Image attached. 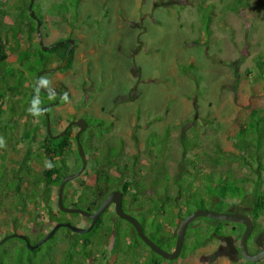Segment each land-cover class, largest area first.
Returning <instances> with one entry per match:
<instances>
[{"label": "rangeland", "instance_id": "1", "mask_svg": "<svg viewBox=\"0 0 264 264\" xmlns=\"http://www.w3.org/2000/svg\"><path fill=\"white\" fill-rule=\"evenodd\" d=\"M67 1L33 0L31 10L36 15L38 13L41 19L39 35L29 31L28 24L16 21L13 27L18 32V40L6 38V46L18 45L26 48L30 43L38 42V39L43 45L57 39L71 40L69 45L73 47V54L68 68L48 72L47 69H42L37 57H32V61L37 60L35 66L38 70L34 71V74L26 73L29 82L35 86L37 78V84L42 90L55 88L58 83L67 87V101L49 108L50 132L59 131L67 122L77 117L83 118L87 123L92 117L112 120L111 127L101 135L98 128L89 127L80 137L84 152L87 150L85 140L93 147L96 146L95 151L89 150L90 155L96 152L97 156L103 157L107 149L106 144H110L113 152L119 154L108 169L112 175L123 179L133 168L137 169V177L146 178V184L154 182L162 186V182H167L175 185L180 193L175 201L180 206L183 203L192 209L201 199L198 194H216L205 181L194 186L197 183L196 173L193 177L186 174V166L177 180H172L162 163L168 166L170 174L177 169L180 144L176 137L182 132L195 143H188V159L195 160L198 157L199 161L204 162L206 156L201 154V148L208 153L215 143L224 150H231L230 139L225 136L232 134L237 124L236 117L237 122H240L241 116L250 107L262 105L264 74L258 72L255 65L256 56L264 60V0H250V5L237 13L220 11V0H206L214 4L208 36L200 29L201 19L204 17H201L197 8L203 0H79L74 9L65 13V20H61L48 9L51 3ZM24 8L25 5H22L20 0H0V10L12 15H5L3 22L9 23V17L14 19ZM42 47L44 46H40ZM8 52L6 63L0 67V91L3 92L4 98H10L12 95L5 89L11 86L14 80L10 79L7 68L17 67L15 53ZM190 61L193 62L192 67H183L188 73L177 71V64ZM54 64L56 62L52 63ZM21 69L25 73L24 68ZM197 76L199 81L196 85L193 77ZM88 115L92 117H87ZM178 125L181 130L172 128ZM164 128L171 130L169 135H162ZM76 129V125L71 127V136ZM36 132L37 142L34 145L40 143L44 135L43 126L39 125ZM146 138L150 143L149 155L144 148ZM21 145L17 144V147L20 148ZM163 145L165 149L159 151ZM71 148L74 149L72 141ZM13 156L16 157L17 154ZM151 162L154 164L149 167ZM123 164L127 166L125 169ZM94 166L95 163L89 161L79 176L67 181L62 196L68 198L71 194L78 193L81 181L92 185ZM230 167L235 175L249 172L246 167L235 168V162L231 163ZM197 169L199 168L195 167L194 171ZM230 171L224 172L227 175ZM262 178L261 189L264 190V170ZM116 185L118 186L119 182H116ZM248 190L249 187L245 188L244 192L248 194ZM171 192L170 190L169 193ZM236 195L239 197L241 194ZM237 196L226 195L225 208L220 207L221 211H232L230 203L237 202ZM128 198L125 195L124 200ZM55 199L56 195L53 194L54 210ZM203 206L207 207L203 209H212L205 200ZM106 209L101 216L102 221L116 219L120 234L128 236L134 243L135 237L131 234L128 223L116 218L112 205ZM166 209L168 210L167 207L165 211ZM135 212L140 211L130 209L127 213L142 222L143 233L159 248L170 251L172 248L169 250L167 244L170 243L173 247L175 238L171 234L176 232L178 219L167 222L166 218L162 217L157 227L156 222L152 221V215L148 214L144 215L143 225L141 212L133 214ZM44 219L50 220L48 216H44ZM67 222L78 226L86 225L74 224L73 219L69 218ZM256 222L264 230V212ZM211 226L213 224L205 223L204 219H198L197 224L188 227L180 253L172 260L151 254L139 243L138 251L142 255L136 259H123V262L148 264L151 258H155L160 264H248L242 258L236 263H230L224 257L213 255L217 241L212 238ZM220 228L221 235L232 231H235L236 235L240 231L239 225L230 222L222 223ZM58 230L63 231L61 228ZM85 233L87 232L81 234ZM99 234L98 231L91 234L96 246L100 242ZM253 235L254 233L246 241L250 252L256 250ZM36 237L28 238L32 242ZM204 238L211 239L207 240V244L196 246L200 241L203 242ZM19 243L14 238L3 242L0 247L1 264H29L28 259L32 260L31 264H57L60 252L65 248L64 243L56 244L47 259L42 252L52 242L41 243V249L33 255L26 252L27 248L20 250ZM119 244L123 245L121 238L116 241V247H119ZM127 251L129 256H134L136 252L131 249ZM93 257L97 258L98 262L104 261L99 252L94 253ZM120 258L119 255L114 256L113 261L116 263ZM107 262L112 264V258ZM83 264H88V260ZM250 264H264V258Z\"/></svg>", "mask_w": 264, "mask_h": 264}, {"label": "trees", "instance_id": "2", "mask_svg": "<svg viewBox=\"0 0 264 264\" xmlns=\"http://www.w3.org/2000/svg\"><path fill=\"white\" fill-rule=\"evenodd\" d=\"M20 1L22 5H25V8L21 9L14 19L13 17H9V23L3 22V18H5V15L12 16L11 13L0 10V67L3 63H6L9 54L8 51L15 53L14 60L17 63V67L7 68L8 71L6 70L10 79L14 80L12 85L7 86L5 91L10 92L12 95L10 98H4L3 92L0 91V239L11 232H19L25 235L29 244H33L55 223L67 222L69 218L73 219L74 224L84 223L86 224L85 226H87L89 220L77 213L70 214L59 210L56 205V199V210H54L52 206L53 194H57V188L61 179L80 166V159L77 155L74 138L70 135L71 126L69 125L62 135H57V133L54 137H50L45 130V117L40 112V107L50 103V106L45 108V111L48 113L51 105L67 101L69 98L67 87L62 83L56 84L55 88L61 96L54 102L57 96L49 91L41 90L38 84L37 86L31 84L26 76V73L34 74V71L38 70L37 66H35L37 60L36 62L32 61V57H37L42 69H47L48 72L68 68L72 59L73 47H69V43L64 39H57L50 43L48 47L41 43V46L45 48H40L38 42L30 43L27 48L18 45L6 46L8 40L6 38L9 37L13 41L18 40V32H16L17 30L13 27L16 21L28 24V30L36 32V22L30 17L27 8L29 0ZM78 1L79 0H68L67 2L51 3L48 9L61 20H65V13L74 9ZM249 1L250 0H220L221 4L219 10L237 13L242 8L250 5ZM197 8L198 11L201 12V17H204L201 19L200 29L204 35L208 36L210 33L208 26L211 21V16L214 13V4L213 2L203 0L198 4ZM33 15L40 24V15L38 13L36 15L34 12ZM1 26L3 28H1ZM64 58L66 60L64 65L59 66V63ZM53 62H56V64L52 65ZM192 65V61L186 64H177L176 69L180 73L185 74L188 72L184 71V69L186 67H192ZM263 65L264 60L262 57L256 56L255 67L261 74H264ZM21 67L24 68L25 73L22 71ZM183 67L185 68L183 69ZM49 68L53 69L48 70ZM197 78H199V76L193 77L196 85L199 81ZM22 97H24L25 100ZM261 97L262 105L250 107L248 111L241 116L242 120L240 119V122H237L236 117L237 124L232 130V134L225 136V138L230 139L232 146L231 150H224L219 144L215 143V145L209 149L208 153L204 148L199 147L201 148V154L206 156L204 162L201 160L199 161L198 157H196L195 160L188 159L189 156H186L189 152L190 144L188 143L190 142L191 145H195V143H192L188 137L186 138L182 132L177 134L176 137L180 144L178 155L180 160L177 169L170 174L168 166L162 163L165 171L172 180L176 181L181 174V170L186 166V174H191L193 177V174L196 173L195 179L197 183L194 186L201 185L203 183L202 181H205L209 184L211 190L216 193L213 195L204 193L198 194L201 199H199V203L193 209L207 208L203 206L205 200V203L211 205L213 210L221 211L220 207L225 208L224 203H226V195L229 194L231 197H235L237 196L236 194H241L239 197H236L237 202H232L230 205H232V211H238L250 217L252 221V230L248 237L254 233L253 241L256 246L255 251L264 247V230L256 222L257 218L264 212V190L261 189L263 183L262 171L264 170V93L261 94ZM87 117L92 116L88 115ZM50 122L51 120L49 118V126ZM39 125L43 126L44 135L40 143L34 145V143L37 142L36 131ZM111 125L112 120L106 121L101 118L92 117L89 119L88 123L85 122L84 129L78 135L80 144H82V140L80 139L82 133L89 130V127L98 128L99 134L101 135L104 131L106 132ZM172 128L181 130L180 125ZM170 131L171 130L167 128L162 135H169ZM71 141L74 143V149L71 148ZM85 143L87 144L85 148L87 150H85V152L83 150V152L86 163L89 161L95 163L93 167V184L89 185L81 181L78 185V193L71 194L68 198L62 197L63 206L80 207L86 211L92 212L110 192L109 189L113 188L112 190H114L118 188L122 194L121 208L125 212H129L130 209H137L140 211L143 225L145 223V216L148 214L152 215V221L156 222L155 225L158 227V223L161 221L162 217H165L166 219H164L167 222H172L173 219H178L179 222L181 218L193 210L191 207H187V205L183 204L182 201V206L175 201L177 196L180 195L179 188L175 185L173 186L167 182H162V186L154 182H148L146 184L144 181L146 178L144 176L137 177V169L133 168L130 169L131 172L129 175L125 176L123 179L119 176L112 175L108 169L113 165L114 160L117 159L119 154L113 152V148L110 144H106L107 149L103 157H101V155L97 156L96 152L90 155L88 153L89 150L95 151L96 146L93 147L87 140H85ZM17 144L22 145L18 148ZM149 144L146 138L144 141V148L148 152V155L149 152H151ZM164 149L165 147L163 145L162 149L159 148V151ZM167 149H169V147ZM15 154H17V158L13 156ZM230 162H235V168L238 169L246 167L249 172L247 174L242 173L235 175L232 172L233 169L230 167ZM71 163L72 166L74 165L73 167ZM153 164L154 162H151L148 166L152 167ZM85 167L86 164L84 168ZM126 167V164H123V169ZM195 167L199 169L194 171ZM222 167H224L225 170H231L230 173L226 175ZM116 182H119L118 186ZM247 187H249L248 194L244 192ZM170 190L172 191L171 193H169ZM125 195L129 197L128 200H124ZM165 207H167L168 210L166 209L165 211ZM105 210L85 234H75L66 227H58L53 234L45 240L44 243L52 242V244L47 246L45 248L46 250L43 249L45 251L42 252V254L49 259V254L52 249L55 248L56 244L64 243L65 248L61 250L57 264H83L85 260H88V264H95V262H97V264H110L107 262L109 258H112V264H114L113 258L117 255L121 258L120 261L117 259L115 264H124L126 262H123V259L128 260L140 257L142 254L138 251V245L142 243V241L137 237L132 226L128 223L130 232L135 237L134 243L128 236L120 234L119 226L116 225V219L109 220V222L102 221L101 216ZM140 212H135L133 214H140ZM44 216H48L50 220H45ZM198 219H204L205 223L213 224V226H211L213 230L212 238L217 241V247L213 255L216 257H224L230 263H236L237 260L241 258L238 250V238L243 226L236 223V225L240 227V231L236 235H234L235 231L221 235V224H228V222L206 217H196L187 225V228L197 224ZM230 223L233 224L235 222ZM140 224L142 227V222H140ZM59 228L63 229V231L60 232L58 230ZM95 231L100 233L98 237L100 242L97 246L93 244V237L91 235ZM186 233L184 234L183 241L185 240ZM36 235L38 236L36 237ZM171 235L175 238V233ZM28 237H36V239L31 242ZM9 238L17 239L20 242V250L26 249L23 240L17 237ZM9 238L2 240L0 242V247L3 242ZM119 238L123 240V245L119 244V247H116L115 243ZM208 239L211 238H204L203 242L200 241L196 246L209 243L207 241ZM43 244L38 245L32 250L27 249L26 252L33 255L41 249L40 246ZM143 245L151 254L156 256L145 244ZM167 246L169 250L172 248L170 243H168ZM126 249H131L133 252L136 251L134 256H129ZM97 252L101 254L104 261L98 262L97 258L93 257V254ZM103 258H101V260ZM26 259H28V257H26ZM31 261V259H28L29 264L32 263ZM50 261L51 260H49V262ZM243 261L248 264L251 263L245 260ZM148 264H160V261L151 258Z\"/></svg>", "mask_w": 264, "mask_h": 264}, {"label": "water", "instance_id": "3", "mask_svg": "<svg viewBox=\"0 0 264 264\" xmlns=\"http://www.w3.org/2000/svg\"><path fill=\"white\" fill-rule=\"evenodd\" d=\"M33 0H29L27 4L28 12L30 17H32L36 22V34L39 35V21L34 17L33 11L31 10ZM69 44H71V40H66ZM39 45L41 46L40 39H38ZM70 47V45H69ZM43 48V47H42ZM65 63V58L63 59L61 66H63ZM36 86H37V78H36ZM45 107L46 105H43L40 107V112L45 117V130L49 134L50 137H54L55 135H50L49 133V120L48 116L45 113ZM73 124L78 126V130L75 133V145L77 150V155L80 159V166L79 168L72 172L65 175L57 188V194H56V205L57 208L61 211L67 212V213H77L89 220V223L87 226H78V225H72L68 222H58L55 223L40 239H38L35 243L29 244L26 237L22 233L18 232H11L10 234H7L3 238L0 239V242L4 240L5 238L9 237H17L24 241L25 247L28 250H32L36 248L38 245L43 243L45 240H47L53 232L58 227H66L70 231L74 233H84L90 230V228L93 226L95 221L99 218L100 214L110 205H113V212L116 217L125 220L127 223H129L134 232L136 233L137 237L142 241L143 244H145L150 251L157 254L163 259L172 260L177 257V255L180 252L182 241L184 238L185 230L187 228V225L196 217H206V218H212L216 220L226 221V222H235L243 226V229L239 235L238 238V250L239 254L242 259L248 262H256L260 259L264 258V247L261 249L250 252L247 249L246 241L247 238L252 230V221L249 216L239 213L238 211H216L212 209H203V208H196L192 210L190 213L186 214L181 220L179 221V224L177 226L176 232H175V239L173 247L170 251H165L159 248L155 243H153L144 233L141 227L140 222L131 214L125 212L121 208V201H122V194L118 189L111 190L98 204L97 208L92 211H86L84 209H81L79 207H67L62 205V190L64 187V184L77 177L81 171L84 169L86 159L85 155L82 149V146L78 140V134L84 129L85 127V120L81 117L77 118L75 121H73ZM64 133V130L59 132L57 135H62Z\"/></svg>", "mask_w": 264, "mask_h": 264}, {"label": "flooded vegetation", "instance_id": "4", "mask_svg": "<svg viewBox=\"0 0 264 264\" xmlns=\"http://www.w3.org/2000/svg\"><path fill=\"white\" fill-rule=\"evenodd\" d=\"M40 42H41V40H40ZM48 45H49V44H48ZM48 45H45V46L48 47ZM43 48H45V47H43ZM52 69H53V68H49L48 70H52ZM40 89H41V88H40ZM41 90H42V89H41ZM46 91H49V92H51L53 95L57 96V99L54 100V102H56V101L60 98V96H61V94L56 90V88H50L49 90H46ZM46 91H45V92H46ZM53 105H55V104H53ZM53 105H51V106H53ZM47 106H50V103L46 104V107H47ZM46 107H45V108H46ZM44 111H45V110H44ZM45 113L47 114V116H48V120H49L50 117H49L48 113H47L46 111H45ZM42 115H43V114H42ZM77 118H79V117H77ZM77 118H76V119H77ZM76 119H75V120H76ZM75 120H71V121L67 122V123H66V124H65V125L59 130V131H56V132L52 133V135H55V134L61 132L62 130H64V132H65V129H66L69 125H70L71 127L74 125V124H73V121H75ZM76 127H77V129L75 130V132H74L73 135H72V138H74V141H75V133H76V131L78 130V126H76ZM70 131H71V129H70ZM49 133H50V135H51V132H50V126H49ZM78 135H79V134H78ZM85 164H87V163H85ZM78 168H79V167H78ZM78 168H77V169H78ZM77 169H76V170H77ZM76 170H75V171H76ZM83 170H84V169H83ZM83 170H82V171H83ZM82 171H81V172H82ZM73 172H74V171H73ZM70 173H72V172H70ZM78 176H79V175H78ZM75 178H76V177H75ZM75 178H74V179H75ZM71 180H72V179H71ZM65 184H66V183H65ZM65 184H64V185H65ZM62 191H63V190H62ZM110 205H112V204H110ZM110 205H109V206H110ZM112 208H113V205H112Z\"/></svg>", "mask_w": 264, "mask_h": 264}]
</instances>
